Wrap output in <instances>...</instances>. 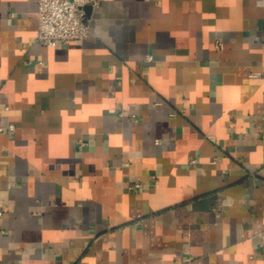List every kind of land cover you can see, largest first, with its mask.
Here are the masks:
<instances>
[{"label":"crops","instance_id":"1","mask_svg":"<svg viewBox=\"0 0 264 264\" xmlns=\"http://www.w3.org/2000/svg\"><path fill=\"white\" fill-rule=\"evenodd\" d=\"M91 3L0 0V264H264V0Z\"/></svg>","mask_w":264,"mask_h":264},{"label":"built area","instance_id":"2","mask_svg":"<svg viewBox=\"0 0 264 264\" xmlns=\"http://www.w3.org/2000/svg\"><path fill=\"white\" fill-rule=\"evenodd\" d=\"M97 0H38V33L36 40L44 45L56 46L68 43L74 39H85L90 33L89 22L82 16L80 6ZM217 47H222V41L216 42ZM148 59L152 55L148 54ZM31 62V60H30ZM38 62H42L38 60ZM9 108L8 105L5 106ZM3 130L4 127L0 126ZM9 129L14 130L15 125L9 124ZM85 142L81 139V144ZM195 161V159H193ZM132 186H142L136 182Z\"/></svg>","mask_w":264,"mask_h":264},{"label":"water","instance_id":"3","mask_svg":"<svg viewBox=\"0 0 264 264\" xmlns=\"http://www.w3.org/2000/svg\"><path fill=\"white\" fill-rule=\"evenodd\" d=\"M92 6H93V4L91 2L85 3V4L80 6L83 19L87 22H88V18L90 16V10H91Z\"/></svg>","mask_w":264,"mask_h":264}]
</instances>
